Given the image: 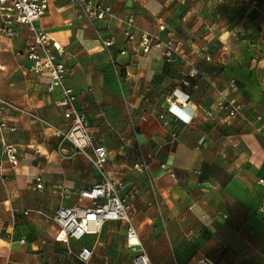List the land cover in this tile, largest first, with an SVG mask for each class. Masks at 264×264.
<instances>
[{
	"label": "crops",
	"instance_id": "0c3cea01",
	"mask_svg": "<svg viewBox=\"0 0 264 264\" xmlns=\"http://www.w3.org/2000/svg\"><path fill=\"white\" fill-rule=\"evenodd\" d=\"M94 1L111 6L115 18L91 23L80 19L73 0H49L37 24L65 50L58 57L68 69L65 84L95 144L125 165L129 190L137 193V249L150 264H264V0ZM128 17L136 41L124 36L121 20ZM16 29L15 38L2 40L0 91L17 108L66 129L65 110L55 105L61 91L50 93L48 74H36L27 58L33 32ZM142 32L174 39L173 61L162 48L143 53ZM110 38L116 44L107 49L102 41ZM223 98L242 105L248 119L224 112L207 118L204 112ZM6 115L17 131H6L5 139L18 146L21 164L6 161L0 182V264H135L125 221H106L79 240H56L58 209L99 183L100 173L27 114ZM135 164L150 168L139 172ZM107 168L118 171L112 160ZM83 247L92 251L88 263L79 257Z\"/></svg>",
	"mask_w": 264,
	"mask_h": 264
},
{
	"label": "built area",
	"instance_id": "2783aa9c",
	"mask_svg": "<svg viewBox=\"0 0 264 264\" xmlns=\"http://www.w3.org/2000/svg\"><path fill=\"white\" fill-rule=\"evenodd\" d=\"M73 1L81 11L80 19H86L93 23L115 18L113 9L109 5L94 0ZM49 6V0H0V72L5 69L1 59L2 40L13 39L18 35L16 25L28 26L34 35L32 45L29 46L27 52V58L33 62L32 70L38 75L48 74V91L50 93L57 90L61 91L55 105L65 110L64 116L70 124L66 129L56 127L32 111L17 108L0 91V182L4 179L6 161L14 168L21 164L18 146L5 139L6 131H17V127L11 124L6 112L10 109H18L46 129H50L53 135L59 139L60 147H64L66 143L73 145L74 149L100 173L101 180L99 183L81 190L72 204L63 205L58 209L54 218L59 227L56 240L60 242H68L70 239L79 240L85 235L97 233L106 221H125L129 224L128 245L137 251L134 263L150 264V259L145 250L137 249L141 244L137 232L132 226L133 207L137 193L129 190L126 177L122 172L107 168L111 161L109 151L104 145L97 146L95 144L94 137L90 132L88 118L85 112L77 107V95L73 88L65 84L68 69L66 64L58 59L65 53V50L46 29L37 24L48 13ZM121 21L127 25L124 36L129 41H136L134 18L128 17ZM160 28L164 29L163 26ZM102 44L103 47L109 49L116 42L110 38L103 39ZM139 46L145 54L152 49L162 48V54L168 61H173L174 56L178 53L173 39L162 41L159 35L148 32L140 33ZM121 53L127 54L126 51ZM182 82L185 87L192 86V82L188 79ZM232 84L234 85L235 81H232ZM172 110V108L168 109L169 112ZM217 111L227 113L231 119H248L242 106L228 98H223L214 109H208L204 114L207 118L215 120ZM166 115V112L162 113L160 119L166 120ZM257 120H262V117L259 116ZM192 121L193 118L191 117L187 123ZM149 168L148 164L136 166L139 172H146ZM38 181V188H42V180L38 178ZM259 183L264 185V179H260ZM65 194L67 198H70L71 193L68 189L65 190ZM21 243H25V240L22 239ZM79 257L85 263L90 262L91 249L83 247ZM10 264L18 263L11 262Z\"/></svg>",
	"mask_w": 264,
	"mask_h": 264
},
{
	"label": "rangeland",
	"instance_id": "374dc122",
	"mask_svg": "<svg viewBox=\"0 0 264 264\" xmlns=\"http://www.w3.org/2000/svg\"><path fill=\"white\" fill-rule=\"evenodd\" d=\"M149 33V32H148ZM171 39V38H170ZM174 40V39H173ZM174 42H175V40H174ZM175 47L177 48V46H176V42H175ZM233 85V84H232ZM229 100H231V101H234V102H236V103H238L237 101H235V100H232V99H229ZM218 104V103H217ZM216 104V105H217ZM239 104V103H238ZM242 106V105H241ZM216 107V106H215ZM242 108H243V106H242ZM217 112H221V111H217ZM243 112H244V109H243ZM225 113V112H224ZM227 114V113H226ZM244 114H245V112H244ZM246 115V114H245ZM247 116V115H246ZM227 118H229L228 117V115H227ZM229 119H231V118H229ZM231 120H233V119H231ZM245 120V119H244ZM111 160H112V165L114 166V168L116 169V170H118L119 172H122L123 174H124V176L126 177V178H128V173H126L127 172V170H126V168H125V165H122L121 163H119L120 161V159H119V157L118 156H116L115 158H111ZM137 165H140V164H135L134 165V170H136V171H138L137 169H136V166ZM126 171V172H125Z\"/></svg>",
	"mask_w": 264,
	"mask_h": 264
},
{
	"label": "clouds",
	"instance_id": "9594fccd",
	"mask_svg": "<svg viewBox=\"0 0 264 264\" xmlns=\"http://www.w3.org/2000/svg\"><path fill=\"white\" fill-rule=\"evenodd\" d=\"M172 113L174 116L176 117H181V115L179 114L180 113V110H179V113H177L174 109L170 112Z\"/></svg>",
	"mask_w": 264,
	"mask_h": 264
}]
</instances>
